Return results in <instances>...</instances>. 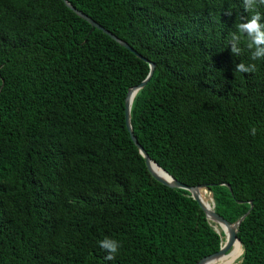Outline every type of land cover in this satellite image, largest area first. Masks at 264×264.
<instances>
[{
	"label": "trees",
	"instance_id": "16d2710c",
	"mask_svg": "<svg viewBox=\"0 0 264 264\" xmlns=\"http://www.w3.org/2000/svg\"><path fill=\"white\" fill-rule=\"evenodd\" d=\"M67 1L155 64L134 136L175 180L206 185L220 217L245 215L238 264H264V59L229 44L264 5ZM148 73L62 0H0V264H197L219 250L223 234L152 178L127 132L126 94ZM105 237L122 244L112 261Z\"/></svg>",
	"mask_w": 264,
	"mask_h": 264
},
{
	"label": "water",
	"instance_id": "95a60500",
	"mask_svg": "<svg viewBox=\"0 0 264 264\" xmlns=\"http://www.w3.org/2000/svg\"><path fill=\"white\" fill-rule=\"evenodd\" d=\"M62 1L64 2V4L66 5L67 8L72 10L77 16H79L81 19H83L88 24H90L92 30L97 29V30L101 31L102 33L107 35L110 39H112L114 42H116L120 46L126 48L130 52L134 53L138 58H140L141 60H143L144 62H146L148 64L149 73H148L147 77L137 86H133V87L129 88V90L126 94V98H125V102H124L125 126H126V129H127V132L130 136L131 141L133 142L134 146L137 148L139 154L142 156V158L145 162L146 168H147L148 172L150 173V175L152 176V178H154L157 182H159L160 184H162L166 187L185 190V191L189 192L190 197L199 205V207L201 208V210L205 214L206 219L214 225H220L221 226L222 234H223L222 238L225 239L222 242L221 247L219 248V250L217 252L202 258L197 264H204L208 259L223 255L234 245L235 242H238L241 245V243L237 237V231H238V227L240 226L241 222L245 218V215L242 216L240 219H238L235 223H230V222L226 221L224 218L220 217L218 214H216L214 212V202H213L212 197L208 201L209 202L208 204L205 203L201 198V192L202 191L208 192L206 185H199V186L191 187V186H187V185L175 180L172 176H170L166 171H164L162 168H160L154 161H152L149 158L147 153L144 151V149L138 143L136 137L134 136V133L132 130V125H131V117H130V109H131L132 100H133L135 94L140 89L145 87V85L150 80V77L152 76L155 64L148 61L146 58L142 57L140 54H138L124 40L120 39L119 37H117L116 35L111 33L110 31L106 30L103 26H101L100 24H98L97 22L92 20L86 14L78 11L67 0H62ZM153 166L158 168L160 170L161 174L157 173L154 170ZM209 204L211 205V210L209 208H207V205H209ZM250 209H251V207H250ZM248 213H249V211L246 213V215ZM214 231L219 235L221 234L215 227H214Z\"/></svg>",
	"mask_w": 264,
	"mask_h": 264
},
{
	"label": "clouds",
	"instance_id": "9594fccd",
	"mask_svg": "<svg viewBox=\"0 0 264 264\" xmlns=\"http://www.w3.org/2000/svg\"><path fill=\"white\" fill-rule=\"evenodd\" d=\"M246 11L254 9L257 5H264V0H242ZM264 17L259 12H254L250 18L241 17L240 22L235 24L236 31L230 34L229 44L232 45L231 51L234 55L242 53L243 44L250 51V60L256 61L264 59ZM237 44L240 47H237ZM235 71L240 73H253L256 71L254 63H239ZM256 129L252 128L250 134L255 135ZM99 247L106 255V261H112L118 254L122 244L113 238L105 237L100 240Z\"/></svg>",
	"mask_w": 264,
	"mask_h": 264
},
{
	"label": "bare ground",
	"instance_id": "6f19581e",
	"mask_svg": "<svg viewBox=\"0 0 264 264\" xmlns=\"http://www.w3.org/2000/svg\"><path fill=\"white\" fill-rule=\"evenodd\" d=\"M154 170L161 174L160 170L153 166ZM207 192L202 191L201 192V198L205 203H209L207 197ZM207 208L211 210V205H207ZM222 231V228L220 225L217 226V230L219 229ZM220 231V232H221ZM225 239H223L224 241ZM242 254L241 245L238 242H235L234 245L223 255H220L218 257H214L211 259H208L204 264H236V262L240 259V256Z\"/></svg>",
	"mask_w": 264,
	"mask_h": 264
},
{
	"label": "rangeland",
	"instance_id": "374dc122",
	"mask_svg": "<svg viewBox=\"0 0 264 264\" xmlns=\"http://www.w3.org/2000/svg\"><path fill=\"white\" fill-rule=\"evenodd\" d=\"M206 197H207L208 200H210V199H211V194H210L209 192H207ZM217 226H218V225H214L215 228H217ZM218 229H219V228H218ZM220 231H221V230L219 229V232H220ZM220 233H222V231H221ZM222 239H224V238H222ZM241 249H242V247H241ZM239 261H240V259L236 262V264H238Z\"/></svg>",
	"mask_w": 264,
	"mask_h": 264
}]
</instances>
